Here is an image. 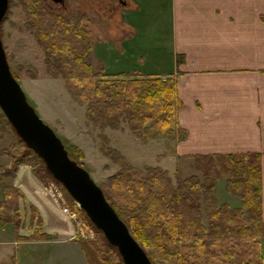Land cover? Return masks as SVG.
Segmentation results:
<instances>
[{
    "label": "trees",
    "instance_id": "obj_1",
    "mask_svg": "<svg viewBox=\"0 0 264 264\" xmlns=\"http://www.w3.org/2000/svg\"><path fill=\"white\" fill-rule=\"evenodd\" d=\"M18 2L26 17V29L45 54L47 72L66 81L67 92L86 106L93 124L117 129L120 122H126L134 133L171 134L177 140L184 139L186 131L177 121V111L182 106L176 90L178 74L164 78L105 74L103 67H94L93 45L97 37L83 25L84 17L66 18L48 10L42 0ZM181 60L177 57L176 63ZM4 123L11 127L0 112L2 133ZM18 141L23 143L17 136L11 147ZM61 142L69 158L83 166L81 151L67 139ZM0 153L11 158L10 165L0 170V182L7 177L14 179L20 165L31 167V173L40 181L52 178L43 162L24 144L16 153L5 150ZM108 154L105 152V156ZM186 157L192 159L201 178L196 175L178 178L174 185L167 170L158 167L139 170L123 165L108 179L105 189L99 187L152 264H215L216 261L262 264L260 153ZM36 165H39L37 169ZM221 179L225 181V190L239 199V206L230 207L218 201L216 183ZM3 192L0 221L13 222L17 231L21 227L17 201L22 194L12 186H5ZM80 212L90 223L84 212ZM37 223L41 224L39 219ZM97 231L94 240L78 242L88 263L123 264L117 249ZM36 237L47 239L48 235H37L36 231L29 238Z\"/></svg>",
    "mask_w": 264,
    "mask_h": 264
},
{
    "label": "crops",
    "instance_id": "obj_2",
    "mask_svg": "<svg viewBox=\"0 0 264 264\" xmlns=\"http://www.w3.org/2000/svg\"><path fill=\"white\" fill-rule=\"evenodd\" d=\"M116 2L119 22L112 37L101 44L91 30L97 36L93 55L105 61V74L162 78L178 74L176 90L182 106L177 121L186 136L176 144L177 152L260 153L264 222V0ZM179 56L182 60L177 64ZM60 128L65 139L73 142ZM40 183L29 166L18 167L9 185L36 210L33 218L41 224L34 220L27 234L8 237L0 221V245L56 241L79 246L72 222L61 210L59 215L54 213L50 205L58 204L48 197L46 201ZM36 231L48 235L47 239L29 238ZM261 244L264 264V238Z\"/></svg>",
    "mask_w": 264,
    "mask_h": 264
},
{
    "label": "rangeland",
    "instance_id": "obj_3",
    "mask_svg": "<svg viewBox=\"0 0 264 264\" xmlns=\"http://www.w3.org/2000/svg\"><path fill=\"white\" fill-rule=\"evenodd\" d=\"M63 1V4H60L51 0H42L48 10L66 18L84 17L83 25L86 29L97 33L101 44H105V38L112 37L114 34L111 33L112 29L119 22L117 18L119 6L116 4V0ZM25 20L24 11L18 0H9L7 13L0 23V35L11 72L17 76L16 80L31 106L57 137L62 141L65 140L60 127L67 135H70L73 142L70 140L68 142L81 151L80 161L98 186L105 189L108 179L123 165H130L139 170H144L146 167L167 170L174 185L177 184L178 178L184 179L191 175L202 177L201 172L194 167L192 159L177 152L176 144L181 139L177 140L171 134L134 133L128 128L126 122H120V127L117 129L93 124L89 120L86 106L80 104L67 92L66 81L52 77L47 72L44 63L45 54L33 35L26 29ZM93 63L95 69L103 67L104 70L105 61H101L93 55ZM57 127L62 133L57 130ZM3 128L4 132H0V151L16 153L23 149V143L19 141L14 148L11 147V144L17 139V135L8 124L4 123ZM105 152H109V154L105 156ZM10 161L9 156L0 153V170L8 167ZM38 167L39 165H36L35 169ZM29 168L31 170V167ZM40 182L45 188L43 191L46 201L52 199L47 186L49 183L55 182L63 192L67 205L75 210L73 200L57 181L49 177ZM9 184H11V179L8 177L0 182L2 188L0 197L2 194L3 199V188L10 186ZM216 195L220 203H226L230 207L239 206V199L225 190L223 179L216 183ZM58 206L52 203L50 205L54 213L59 215L61 206ZM17 207L21 224L17 233L13 222L2 223L4 226L6 225L5 234L8 237L12 234V236H16L18 233L27 234V231L31 230V225L34 224V210L25 204L24 199H18ZM79 212L77 211L90 236H77V242L94 240L99 232ZM62 224H66V222L63 221ZM72 224L75 229L74 223ZM79 246L56 241L26 245L8 243L0 245V264H13L12 261L14 264H89L83 250L80 249L81 246ZM215 264H221V262L216 261Z\"/></svg>",
    "mask_w": 264,
    "mask_h": 264
},
{
    "label": "water",
    "instance_id": "obj_4",
    "mask_svg": "<svg viewBox=\"0 0 264 264\" xmlns=\"http://www.w3.org/2000/svg\"><path fill=\"white\" fill-rule=\"evenodd\" d=\"M63 3V0H52ZM9 0H0V23ZM0 111L23 144L52 178L79 204L90 223L115 247L123 264H152L143 247L106 201L102 189L81 164L69 158L55 132L43 122L13 76L0 35Z\"/></svg>",
    "mask_w": 264,
    "mask_h": 264
},
{
    "label": "built area",
    "instance_id": "obj_5",
    "mask_svg": "<svg viewBox=\"0 0 264 264\" xmlns=\"http://www.w3.org/2000/svg\"><path fill=\"white\" fill-rule=\"evenodd\" d=\"M47 190L50 196L52 197L53 201H55L59 206H61L60 210L72 221V223H74L76 227L74 238H76L77 236L89 237L90 235L87 232V227L84 222L80 219V216L77 213V211L81 210L79 204L73 201L75 210L68 206L63 192L59 189L55 182L49 183L47 186Z\"/></svg>",
    "mask_w": 264,
    "mask_h": 264
},
{
    "label": "flooded vegetation",
    "instance_id": "obj_6",
    "mask_svg": "<svg viewBox=\"0 0 264 264\" xmlns=\"http://www.w3.org/2000/svg\"><path fill=\"white\" fill-rule=\"evenodd\" d=\"M52 1V0H51ZM64 2V1H63ZM61 4H63V3H61Z\"/></svg>",
    "mask_w": 264,
    "mask_h": 264
}]
</instances>
